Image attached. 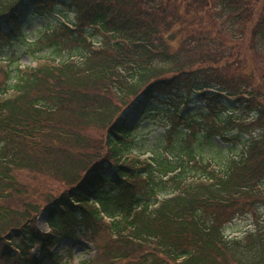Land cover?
Instances as JSON below:
<instances>
[{
    "label": "trees",
    "instance_id": "trees-1",
    "mask_svg": "<svg viewBox=\"0 0 264 264\" xmlns=\"http://www.w3.org/2000/svg\"><path fill=\"white\" fill-rule=\"evenodd\" d=\"M25 7L74 22L42 34L35 67L0 60V264H63L79 234L94 253L77 264H264V0H0V54ZM193 95L206 112H176L172 134L240 153H132L129 107ZM242 217L253 228L228 238Z\"/></svg>",
    "mask_w": 264,
    "mask_h": 264
},
{
    "label": "rangeland",
    "instance_id": "rangeland-1",
    "mask_svg": "<svg viewBox=\"0 0 264 264\" xmlns=\"http://www.w3.org/2000/svg\"><path fill=\"white\" fill-rule=\"evenodd\" d=\"M22 22L23 38L6 45L0 54V60L21 68L34 67L39 61L36 58H48L50 51L37 53L39 39L45 31L54 29L61 23L72 24L74 16L65 10L56 11L54 15L38 17L34 15L32 8L25 7L20 15ZM72 22V23H71ZM64 54H69L65 52ZM51 58V57H50ZM176 105L165 101H154L151 107H129L123 117L126 116L131 126L136 128L134 133L133 154L140 158L152 159V157H183L188 160L191 155L197 162L211 163L221 168L228 160L240 153L241 146L233 143H223L219 139L205 140L203 134L193 141L188 137L183 126L172 134V117L178 112L182 117L191 116L200 118L206 112L205 103L200 102L193 95L186 105L175 99ZM246 139L245 136H243ZM48 184H53L49 179ZM45 213H41L35 219V227L40 231H48ZM253 228L249 217H242L227 225L224 233L228 238H240ZM72 253V261L75 263L90 258L94 253V246L84 239L82 234L76 235L72 240L63 239L59 243V255L61 262L67 261L68 252Z\"/></svg>",
    "mask_w": 264,
    "mask_h": 264
}]
</instances>
